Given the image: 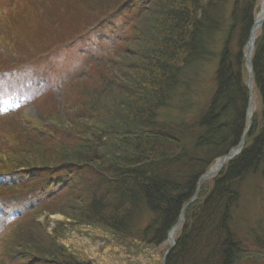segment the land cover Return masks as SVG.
<instances>
[{
  "label": "trees",
  "instance_id": "1",
  "mask_svg": "<svg viewBox=\"0 0 264 264\" xmlns=\"http://www.w3.org/2000/svg\"><path fill=\"white\" fill-rule=\"evenodd\" d=\"M72 5L43 10L40 4L37 32L45 46L40 51L23 55L13 38L0 41L8 60L0 72L26 68L101 25L114 29L110 43L120 49L118 58H130L136 67L123 74L125 83L106 69L118 62L112 56L85 60L62 101L54 91L40 98L37 104L46 101L52 110L40 114L44 126L14 124L13 111L8 118L0 115L8 135L0 144V159L6 156L0 162V209L8 217L0 260L91 264L59 244L62 223L47 233L48 225L37 221L44 213H59L72 226L99 228L130 247H161L197 191L165 264H264V234L252 232L245 214L239 216L246 186L252 183L259 195L264 183V24L250 60L259 110L240 152L197 190L200 178L240 144L247 129L244 53L259 1L73 0ZM16 11L10 12L9 27L16 18L25 24L23 10ZM37 149L50 154L36 160ZM14 210L20 216L9 217Z\"/></svg>",
  "mask_w": 264,
  "mask_h": 264
},
{
  "label": "rangeland",
  "instance_id": "2",
  "mask_svg": "<svg viewBox=\"0 0 264 264\" xmlns=\"http://www.w3.org/2000/svg\"><path fill=\"white\" fill-rule=\"evenodd\" d=\"M107 1L108 0H106V3ZM258 1L260 11L262 0ZM42 3L45 5L43 10L50 7L52 8V6L60 7V9H62L63 6L73 7V0H0V15L2 16L0 19V41L6 38L12 40L13 38L16 46H18L21 51L23 50V55L31 52L34 53V51H40L43 45H40V34L37 30L39 26L38 21L41 18L42 12L40 4ZM30 7H32V9H29ZM13 10H17L16 13L20 12V14L21 10H23L26 25L23 23V20L16 18V26L12 25L14 28L12 26L9 27L7 21L8 17L11 15L10 12ZM76 12L78 11H75V13ZM75 13H71L73 14V17H75ZM52 15L55 16L56 12L52 13ZM77 16L78 14L76 13V17ZM114 17L112 18V22H116L117 25L120 24V20H118L119 17L117 15ZM79 19H81V17H79ZM113 30L114 29L111 27L101 25L94 34L92 33L90 35L80 36L68 47H55L48 57L37 61L40 65V70H33V68H31L29 69V72L23 71V74L18 73L17 71H22L25 68L14 71L12 79H8L3 83H0V107L3 105L8 106L9 104H16V107H18L19 110L17 109V112L13 115L12 122L14 124H25L28 128H33L32 125H46L47 123L40 118V114H51L52 110L49 111L50 104L47 103L48 105H44L46 101H44L43 105L37 104V100L33 103V101L41 93V88H38L41 86L39 79L45 81L46 85L53 87L54 93L56 92L55 96H57L56 100L62 101L61 98L64 94H66V89L69 87L70 82H72L75 78H78L84 71L87 64V62L84 61L86 59L90 60L89 63H91L92 60L96 59L107 61L111 59L109 56H112V58L114 60L116 59L118 62L115 65H109L106 69L110 71L112 70V73L110 74L116 75L119 79L118 82L124 81L126 83L128 79L123 76V74H125V72H127V74H132V70L136 67V65L130 66V64L134 63V60L131 61L130 58H118V56H120L118 55L120 49L116 47V44L113 46L114 40L112 44L110 43V36H112L111 32H113ZM7 33L10 34V36H6ZM49 33L51 32H45L44 35L47 36ZM257 34L258 32L255 36H257ZM1 51L2 49L0 50V65H3L8 63V60L6 59L4 52ZM6 53H10V48L6 49ZM26 58L27 57H25V59ZM19 59L21 58H18V60ZM118 70H120L121 77L117 75L119 72L115 73ZM209 77L210 72H207L204 79L208 80ZM247 81L248 78L246 79V84ZM207 85L208 84H206V88ZM253 90L254 89H252L253 107L254 114H256L259 110V101ZM107 102H109V100ZM11 111L12 110L8 113ZM1 114L8 118L4 112ZM8 120H10V118ZM3 122H5V120L0 119V125H2ZM0 132V144H5L8 135L2 129ZM24 133L26 134V132ZM36 143L37 141H35V144ZM3 150L4 146H0V151ZM37 151L38 149L35 153L36 160L40 157L43 158L44 154L48 155L49 153L48 151H39L38 154ZM3 159H6V156H3ZM3 159H0V162ZM24 159L25 157H23L22 160ZM215 175H212L203 181L209 180ZM259 187L258 195V193L253 190L252 183H249L246 186L242 201L243 210H240L239 216L242 217L245 214L247 228L253 230L252 232L258 231V233L262 232L264 234V183H261ZM15 211L17 212L15 214H9V217L20 216V211L14 210V212ZM7 218L8 217H5L4 213L1 212L0 209V237H4L6 235V228H4V224L5 219ZM37 221L42 225H46L48 221V226L50 221L55 225L62 223L65 231L61 239L63 240L64 237L65 239L62 242L59 241V244L73 256L77 257L81 261L89 262L91 264H163V257L169 245L167 242L166 245L161 247H130V244L128 245L126 243L116 241L114 238L109 236L108 233L101 229L93 230L95 228L92 226L91 229H86L82 227V225H76L72 232H68L66 234V226L72 223L71 220L66 219L59 213H44ZM14 222L15 221L11 224H14ZM49 231L53 232L51 228H49ZM49 231L47 230V233H49ZM135 246H139V244H136ZM248 252L252 253V248L249 247ZM5 261L6 260H0V264H5Z\"/></svg>",
  "mask_w": 264,
  "mask_h": 264
},
{
  "label": "water",
  "instance_id": "3",
  "mask_svg": "<svg viewBox=\"0 0 264 264\" xmlns=\"http://www.w3.org/2000/svg\"><path fill=\"white\" fill-rule=\"evenodd\" d=\"M263 24H264V0H262L260 12L258 13V15H257L256 19L254 20L253 25H252V27L250 29L249 38H248V41H247L246 46H245V56H244V58H245V64H246V71H247V75H248V81H247V84H246V88H247V91H248V110H247L248 125H247V129H246V131L243 134V137H242V139L240 141V144L235 149L231 150L226 156H224L221 159H219L218 161H216L214 166L205 175H203L200 178V180L198 182V185H197V190H198V188L200 186V183L203 180L209 178L212 175L217 174L227 161L231 160L233 157H235L240 152V150L242 149V147L244 145V138L249 133V131H250L251 127H252V120H251V116L249 115V110H250V107L252 105V100H253V98H252L253 97L252 96V81H251V79H252V69L247 64L250 62V59H251V56H252V52H253V49H254V42L256 40V37L253 38L254 29H255V27L257 25L261 29ZM196 194H197V191H196ZM196 194L193 197L192 201L184 207V209H183V211H182V213L180 215V218L178 219V222L172 228V230L170 231V233L167 236V242H168L169 245H168V250H167V252H166V254H165L164 258H163V264H165L167 256L169 255V253L174 248V241L170 240V234L173 231V229H176L179 226V224L181 223V221L183 220L184 211L192 202H194L196 200Z\"/></svg>",
  "mask_w": 264,
  "mask_h": 264
},
{
  "label": "bare ground",
  "instance_id": "4",
  "mask_svg": "<svg viewBox=\"0 0 264 264\" xmlns=\"http://www.w3.org/2000/svg\"><path fill=\"white\" fill-rule=\"evenodd\" d=\"M259 30H260V27L257 25V26L255 27V29H254L253 38H255V35H256V33H257ZM253 114H254V107H253V104H252L251 107H250V110H249V115H250V116H253ZM178 229H179V227H177L176 229H173V231L171 232V234H170V240H171V241H174V238H175V236H176V234H177V232H178Z\"/></svg>",
  "mask_w": 264,
  "mask_h": 264
}]
</instances>
